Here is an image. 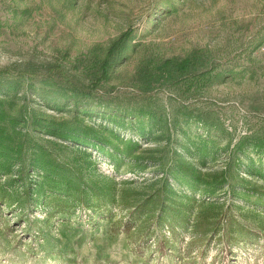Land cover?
Returning <instances> with one entry per match:
<instances>
[{
  "label": "rangeland",
  "instance_id": "1",
  "mask_svg": "<svg viewBox=\"0 0 264 264\" xmlns=\"http://www.w3.org/2000/svg\"><path fill=\"white\" fill-rule=\"evenodd\" d=\"M0 98V264H264V0H0Z\"/></svg>",
  "mask_w": 264,
  "mask_h": 264
},
{
  "label": "trees",
  "instance_id": "2",
  "mask_svg": "<svg viewBox=\"0 0 264 264\" xmlns=\"http://www.w3.org/2000/svg\"><path fill=\"white\" fill-rule=\"evenodd\" d=\"M108 72L107 70H103V75L102 78H105L107 76ZM3 104V100L0 98V147H6L10 142V134L6 132L4 126H2L1 124H3L5 121H8L10 114L2 107ZM12 119V117H11ZM199 120L205 124V125H211L208 124L207 120L203 119L201 114L199 116ZM68 123L69 120L67 119H61L58 122H52V126L53 129L51 130L49 128V130L47 131L49 134L51 135H56L60 138L63 139H74V140H78L79 138L72 135V130L73 128H68ZM50 127V126H49ZM84 129L86 131H90L91 133H94L93 135V140L90 141V143L92 144H97V143H101L99 141H102L103 144L105 143H110L113 145V148L120 152L121 154H125L127 156H132L134 153H136L137 149L140 148L139 144L132 140V139H128V140H123L119 135H117L116 133L109 131L107 132L108 134V138H100L98 135L101 132H104L103 130L100 129H95L92 126L89 125H85ZM60 130V131H58ZM263 136H264V131H263ZM251 138V139H248ZM81 139V138H80ZM100 139V140H98ZM242 139H246L249 141V144L251 143L252 146L254 147V149L258 152V153H264V138H260L259 135L254 136L253 133L250 134H245L244 136H242L240 138V143H238V147L237 149H241L243 143H242ZM82 140V139H81ZM84 141V140H82ZM40 162L43 165H49L52 167H61V164L54 159V157L48 152V151H41L40 154ZM178 166L180 167V169L192 180L194 181H199L201 180V173L195 168L193 167L191 164H189L188 162H184V161H180ZM207 178H212V183L214 184H222L224 181H226L227 176H226V171H220V172H213V173H209L206 174ZM204 183H209L207 180L204 181ZM254 192H252V195ZM262 195V194H260ZM262 197V196H261ZM150 200H153L150 196L145 198L144 200L138 202L130 211H129V217L128 219L123 223V229L124 232L128 233L131 230L132 227V223L134 222V219L136 218V215L140 214V213H144L145 208L148 205V202ZM154 204H159V205H163L164 203V196L161 193H156V197L155 200H153ZM156 204V205H157ZM159 218L161 216H158Z\"/></svg>",
  "mask_w": 264,
  "mask_h": 264
}]
</instances>
